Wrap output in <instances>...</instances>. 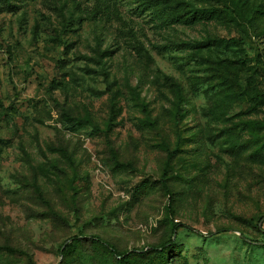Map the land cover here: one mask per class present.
Returning <instances> with one entry per match:
<instances>
[{
  "label": "rangeland",
  "instance_id": "1",
  "mask_svg": "<svg viewBox=\"0 0 264 264\" xmlns=\"http://www.w3.org/2000/svg\"><path fill=\"white\" fill-rule=\"evenodd\" d=\"M156 1L0 0V264H264V0Z\"/></svg>",
  "mask_w": 264,
  "mask_h": 264
},
{
  "label": "trees",
  "instance_id": "2",
  "mask_svg": "<svg viewBox=\"0 0 264 264\" xmlns=\"http://www.w3.org/2000/svg\"><path fill=\"white\" fill-rule=\"evenodd\" d=\"M172 0H157L156 2H161V3H168ZM182 2V0H176V4L175 6H179ZM174 15V14H172ZM192 17L194 16H188L185 17L186 19L191 20ZM177 19V18H175ZM215 41V40H212ZM235 41L234 38L231 39H218L216 40L217 43H229V42H233ZM205 43H199V44H195V46H202ZM258 97L261 99V101H264V94L262 93H258ZM177 149V145L175 146V148L173 150H171L170 152H168L167 158L168 160L174 155V152ZM166 167L167 164H165L163 171H162V177H161V181H162V186L164 188H166V183L164 182V178L166 175ZM178 227H185L184 224H180V223H175L173 228H172V233L174 234L177 230ZM223 231H228L227 228H220L218 230H216L217 233L219 232H223ZM94 242H96L98 245H100L102 248H104L111 256L114 257V262L116 264H134V257H139V256H144L146 254L149 253H156L157 255L162 256L164 253H166L168 251V249H170L172 242L171 240L168 241H164L161 242L157 245H150L148 248H146L145 250H138L137 248H133L130 250H119L115 245H113L112 243L108 242L107 240H104L98 236H93L91 237ZM80 239L78 236H73L71 237L69 240L65 241L62 246L60 247L59 253L61 254V256H68L71 253L75 252L77 247H78V243H79ZM0 249H6L9 251H14V249L10 248V247H3L0 246ZM147 264H165L163 261L160 262H155L154 260H151L149 262H147Z\"/></svg>",
  "mask_w": 264,
  "mask_h": 264
}]
</instances>
